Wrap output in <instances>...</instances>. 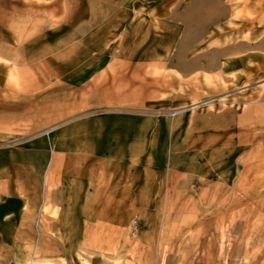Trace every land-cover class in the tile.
<instances>
[{
	"label": "rangeland",
	"instance_id": "374dc122",
	"mask_svg": "<svg viewBox=\"0 0 264 264\" xmlns=\"http://www.w3.org/2000/svg\"><path fill=\"white\" fill-rule=\"evenodd\" d=\"M67 10L77 30L74 51L49 54L62 59L47 83L19 71L15 50L12 67L0 69L9 76L0 84L11 114L5 143L38 161L22 165L28 174L12 170L6 198L18 203L3 221L18 226L0 232V264H264V49L242 47L220 54L217 66L206 64L214 39L255 25L259 36L264 0H74ZM206 11L225 16L207 24L182 59L174 57ZM65 28L38 40L58 48ZM35 31L23 37L28 47ZM32 50L28 57L43 54ZM116 115L131 130L117 132L118 148L98 169L86 165V174L100 178L89 196L100 192L99 203L72 214L53 205L70 219L74 236L65 241L66 228L42 211L54 136L61 141L68 125L113 124L107 117ZM66 148L48 169L57 192L68 173Z\"/></svg>",
	"mask_w": 264,
	"mask_h": 264
},
{
	"label": "crops",
	"instance_id": "0c3cea01",
	"mask_svg": "<svg viewBox=\"0 0 264 264\" xmlns=\"http://www.w3.org/2000/svg\"><path fill=\"white\" fill-rule=\"evenodd\" d=\"M73 2L74 0H0V55L1 58L4 59L3 61L0 60V69H10L12 67L11 58L13 55L10 53L15 50L19 52L18 63L16 62L19 71L26 72L27 69H30V71L33 72L32 80L36 84L42 86L44 83H47L52 73H54L52 68L57 67L54 60L62 59L60 55L51 57L49 54L53 51H74L73 42L77 30L71 22L73 20V15H69L68 10L66 12L64 11V5H69ZM36 10L38 11L36 12ZM33 15L38 16L34 18ZM61 26L66 28L60 31L61 41H57L59 45L58 48L50 47V45L45 47L42 44L43 42L41 43V40H38L41 36L53 35L52 32L49 33L48 31L60 28ZM33 27L36 29L32 34L34 38L36 37L35 40L32 39V42H35V46L28 47V43L31 40L27 38L23 39V37L26 36ZM8 35L17 37V40L7 38ZM18 37H20V40ZM38 41H40V43H38ZM63 41H65L67 46L70 44L71 48H62ZM36 46L43 54L28 57L27 52L30 53L33 51L32 48H36ZM58 66H60V64H58ZM24 77L23 75L17 76L19 83L26 84V80L22 79ZM8 79V73L6 74L5 71L4 76H0V84L5 85ZM100 88L99 86V89H96V91H98L99 94H103L104 91ZM88 90L90 91L91 89L88 88ZM1 98L3 101L0 102V232H2V229L8 231L12 226H18L17 223H5L3 221V217L10 214L12 209H16L18 203V199L16 198L14 200L11 198L7 200L6 198L11 194L10 181L12 179V170L17 174L23 173V171L25 174H28L30 173L29 167L22 165H31L38 162L35 157L33 158V151H28L25 154L21 150L12 152L10 146L6 145L5 142L10 137L11 128L10 103L6 102L5 96ZM99 98L107 100L108 96L106 94L99 95ZM18 107L20 108V103ZM18 114H21V111H18ZM117 117H120V115L107 117L109 121L114 122L113 124L110 122H108L109 124L99 122L98 124L88 125H68L63 131L64 133L62 134L61 141L57 136H54L56 144L55 149H53L50 167H46L45 170L46 176L48 175V169H50L52 165H54L53 168L56 169L57 159L55 158V153L64 143L67 147L68 159L66 164L68 173L62 180L63 184H61L60 187L63 189L59 192L54 188L56 185L55 175L53 176L52 173L48 175V179L52 184H49L46 191V198L49 199L52 205H57L59 208L62 205H67L68 207L64 209L67 211H70V208L76 211H86L89 209L84 208L85 206L79 208V205L89 206L99 203L100 192L92 194L94 195L92 201L89 196H91L90 192L92 187L96 190L100 189V178H94L91 177L90 174H86V169L90 171V167L86 165H90L93 161L98 169V165L101 163L100 158H102V156L112 155L115 153L116 148H118V142L122 137V133L119 135L117 132L123 131L127 133L131 130L132 126L123 124L122 121L120 123L117 121ZM119 119L122 120L121 118ZM109 146L110 148H108ZM92 179L98 181L92 183ZM17 195L18 194H14V196ZM59 203L62 204L60 205Z\"/></svg>",
	"mask_w": 264,
	"mask_h": 264
},
{
	"label": "bare ground",
	"instance_id": "6f19581e",
	"mask_svg": "<svg viewBox=\"0 0 264 264\" xmlns=\"http://www.w3.org/2000/svg\"><path fill=\"white\" fill-rule=\"evenodd\" d=\"M217 14H219V13L217 12ZM224 16L225 15H213V14L211 15L208 13V11H206L203 14L195 17L193 19V27H195V28L193 30L186 31L183 34V37H182L183 40L180 42L179 50L174 55V57L176 56V57L182 59L183 53L185 52V50L188 47H190L193 43H195V41L205 33L207 24H209L211 21L220 19ZM260 22L264 23V20L260 21ZM254 23L255 22L251 21V22L246 23L245 25L247 26V25H251ZM263 25L264 24H262V26ZM256 27H258V28H256ZM259 28H261V27L255 25L252 27V31L251 30L248 31L247 34L240 35L238 32H234V34L232 33L229 37L227 36L223 39H221V38L214 39L212 41V43L216 44L215 45L216 47H214V48L212 47V50H214L213 51L214 53L212 54V56L209 57L206 64L211 65V66H217V65H219L217 57L220 54L227 53L229 51H237V50H240V48H242V47H256V48L259 47L260 49H264V29L259 30V32H258L259 36L258 37L254 36V34H256V32ZM235 33L236 34L238 33V34L235 35ZM233 35H235V36H233ZM256 37H257V39H256ZM0 58H1V55H0ZM240 60H243V59L241 58ZM228 62L229 61H223V64L228 65L229 64ZM180 64H181V62H180ZM204 66H205V64H204ZM45 180L49 181L48 175L46 176ZM46 200H47V198L44 200L43 207H42V211L44 212V218H47L51 222H58V223H60L62 228H64V229L66 228L65 234H63L64 235L63 238L66 237L65 241L67 240V238L69 240L73 239L74 235H71V233L73 232V228H71V223H70L69 217L68 216L66 218H64L63 216L61 217L58 208L53 206L51 203H48ZM69 214H72L71 211H69ZM46 225L47 224H44L41 227L42 228L41 230H44L47 227ZM67 233L69 234L68 236H67ZM36 254H37V250L35 251L34 255H36ZM16 261L19 264H33V258H31L29 260H23V261L16 260ZM128 263H131V262H128Z\"/></svg>",
	"mask_w": 264,
	"mask_h": 264
}]
</instances>
